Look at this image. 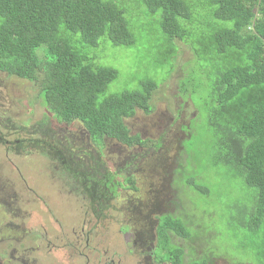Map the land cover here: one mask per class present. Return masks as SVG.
<instances>
[{
	"label": "trees",
	"instance_id": "1",
	"mask_svg": "<svg viewBox=\"0 0 264 264\" xmlns=\"http://www.w3.org/2000/svg\"><path fill=\"white\" fill-rule=\"evenodd\" d=\"M140 29L165 47L162 61L152 66L154 52L148 53L141 69L173 71L175 39L196 55L193 69L203 76L192 73L183 89L206 112L210 164H223L255 189L239 224L258 228L264 220V0H0V71L36 82L52 118L80 122L91 139L137 143L124 119L150 111L158 84L145 76L133 88L121 82L107 92L118 72L104 54L112 47L131 57ZM201 176L188 179L195 184ZM164 228L189 237L176 224ZM166 238L157 242L165 245ZM173 247L168 259L179 251L170 262L182 264V249Z\"/></svg>",
	"mask_w": 264,
	"mask_h": 264
},
{
	"label": "rangeland",
	"instance_id": "2",
	"mask_svg": "<svg viewBox=\"0 0 264 264\" xmlns=\"http://www.w3.org/2000/svg\"><path fill=\"white\" fill-rule=\"evenodd\" d=\"M139 33L141 36L136 35L131 57L125 56L122 49L114 51L111 47V50L108 51L109 54H104V58L108 62L105 64L115 67L118 72L117 79L109 84L107 92L113 90L115 85L121 82L127 84L129 88H133L140 78L145 76H151L158 84V87H154L148 100L150 111L146 113L143 109H137L132 116L124 119L128 135L140 134L143 139H147V147H134L132 152H125V158L130 156L133 160V156L137 155V159H140L139 154L147 152V156L141 160L139 174L153 170L154 163L149 166L148 159L157 158L159 163H164L162 170L166 176L165 180L169 184L165 191L157 193L159 196L156 195L158 204L156 209L153 208L156 211L150 219L153 222L149 231L150 235L153 234L155 219L161 214L162 216L158 217L162 218L163 228L159 227L163 232L166 229L164 224L167 226L176 224L189 235L187 239L175 236V244L183 252L182 264H206L204 262V259H207L206 254L212 264H264V220L258 228L254 226L243 228L239 224L241 213L248 218L245 209H249L253 205L252 199L256 196V191L245 185L240 178L238 179V176L229 173L223 164H210L212 147L209 145V125L206 112L202 111L200 106H195L188 92L183 89V81L189 78L192 73H195L197 77L203 76L198 74L199 69H193L196 55L192 53L187 44L175 39L177 52L174 60L176 68L173 71H171V67L162 70L151 67L141 69L139 63L148 58V53L154 52L152 66L158 61H162L165 47L157 38L153 40L151 34H146V30L140 29ZM2 73L3 76L0 74V130H3V136L6 139H18L24 146L21 149L24 151L14 150L20 146L17 141L11 149V153L7 155L6 161L15 162L18 169L20 168L25 175H32L30 181L33 186L31 192L26 195L27 198L17 202V195L21 193L19 190L24 188L19 183L21 180L12 178V182L18 183V186L12 188L0 176V264H5V260H7V264H52L42 258L43 255L50 253L60 255L56 259L59 264H80L82 258L76 250L69 252L71 251L70 247L61 248V244L66 241L62 240V235L56 230L57 226L66 228L72 236L81 232L85 211L82 210L80 199L70 189L67 177L61 172L57 162L44 157L42 150L31 144L29 136L21 134L19 131V128L24 130L32 126L34 122H38L44 114L50 117L41 103V98L38 97V85L36 82ZM187 90L190 91L189 87ZM157 115L159 116L156 117ZM154 117H156L155 125L150 131L151 136H148L144 130ZM169 118L175 125L166 124ZM13 125L17 131L10 132ZM9 126L12 127L9 128ZM67 130L73 136L76 133L80 140H84L86 137L83 133L86 130L79 122H72ZM176 130L178 134L173 137ZM64 131L65 128H63ZM160 132L165 138L172 137L174 151L169 156L158 154L160 148L153 153L154 143L160 138ZM35 137L38 139L36 144L41 145L37 133H35ZM92 146V153H95V150L97 152V149L103 150L99 144L92 143ZM120 147V144L117 147L111 141H104L102 161L106 170H112L117 166L116 163L121 156ZM3 149H5L4 146ZM3 153L0 147V165L5 160ZM20 154L22 156H19ZM197 155L201 156V162L198 164L195 159ZM146 164L149 167H146ZM2 173L8 174L9 170L1 168L0 175ZM193 173L194 178L197 175V179L202 175L200 180L195 183L196 185L188 179L189 175ZM14 174L15 171H12V175ZM118 174L116 180L123 183L121 179L124 176ZM146 181H150V178L147 177ZM50 186L53 187L51 192ZM55 189L64 192L66 198L60 197ZM37 190L45 195V198L38 195L42 204L38 209L32 207L28 209V226L13 233L11 221L13 212L19 210L26 201L31 203L35 195H32V192L36 193ZM132 192L126 191L127 195L118 197L116 206H120L125 201L128 203L129 200H126L128 196L131 199L129 203L135 206L141 205L138 201L140 200L139 195H143V192L140 191V194ZM44 207L50 208L53 215L51 216L49 210ZM7 209L10 211V220L4 221L7 219ZM94 221L98 226H105L106 222L110 220L106 221L101 216L95 218ZM114 221L111 230H100L103 237V248L107 249L106 257L108 258L107 255H110L109 257L113 258L122 254L121 264H134L135 260L131 256L134 252H138L139 255V248H136L134 252L131 251L135 238L133 229H126L129 231V235L120 233V231L124 232V228L128 225L129 216L119 211ZM2 225H4L3 229ZM40 227L44 228L45 232L39 230ZM128 238L127 243L126 239ZM46 241L53 244L52 248L47 247ZM42 242L44 243L42 244ZM154 242L155 247L156 241ZM72 245H75V242ZM144 247L143 251H146V245ZM153 249L156 255L167 258V256H163L164 249L159 252V245ZM261 250L263 252H259ZM168 252L170 257V249ZM11 253L23 260H14L10 256ZM178 253L179 251H175L170 261L175 259ZM124 256L130 258L125 260ZM63 259L64 261H62Z\"/></svg>",
	"mask_w": 264,
	"mask_h": 264
},
{
	"label": "flooded vegetation",
	"instance_id": "3",
	"mask_svg": "<svg viewBox=\"0 0 264 264\" xmlns=\"http://www.w3.org/2000/svg\"><path fill=\"white\" fill-rule=\"evenodd\" d=\"M2 72L4 71H0V74L3 76ZM193 104L196 106L195 102H193ZM49 116L50 117L46 115L44 122L41 125L38 124V122H34V124L27 129L22 130L19 128V131L21 134L29 136L31 144L33 146L39 147L42 150L44 157H48L52 161L57 162L59 169L67 177L70 189L74 192V195L80 199L82 210L85 211L83 228H81V232L79 234L77 233L76 235L72 236L69 234V231H67L66 228L57 226V232L62 235V240L66 241L61 244V248L67 249L70 247L71 251L69 252H74L76 250L77 254L82 258L80 264H121V258L123 257L122 254H119L113 258H110V255H107L108 258L106 257L107 249L103 248V237L100 233V230H111L112 225L115 222L114 219L116 214L119 211H122L129 216V222L124 228V232L120 231V233L129 235V231L126 229H133L135 238L132 242L133 248L131 251L134 252L136 251V248H139V255L138 252H134L131 256L135 260L134 264H171L170 259H168V251L169 249L174 248L173 246L176 245L175 236L177 235H174L171 230L167 233L161 230V228H163L161 223L162 218L158 217L161 214H159L154 221L155 225L153 234L150 235L149 233L153 223L150 219L155 213L156 210L154 209H156V205L158 204L156 195H158L157 193L161 191H165V188L169 186L168 182L165 180L166 176L162 170L164 163H159L157 158H149V166L151 163H154L153 167L155 168L151 167L153 170H148L145 173L139 174L141 160L147 156V152L139 154L140 159H137V155L133 156V160H131L130 156L125 158L126 153L132 152L134 147H147V139H143L140 134H130V131V136H132V138L135 137L138 140L137 143L122 142L115 138L106 136H103L99 139H91L88 132L85 131L83 133H85L86 137L84 140H80L78 139L79 136L76 133L73 136L71 132H68L67 129L71 123L69 124L57 121L56 119L52 118L51 113H49ZM158 116L159 115L156 117ZM156 117L151 120L149 126L144 130V133L148 134V136H151L150 131L155 125L154 119ZM43 118L44 115L41 116L40 120ZM166 124L175 125V123L171 121V118L167 119ZM63 128H65L64 132ZM35 133H37L40 137L39 139L41 145L39 146L36 144L38 139H36ZM177 134L178 133L176 130L173 137H175ZM105 140L111 141L117 147H119V144L121 145L119 148L121 156L118 158L116 163L117 166L112 170H106L102 161ZM17 141L20 143V140L18 139H6L0 135V147L3 150V156L5 157L4 162L2 161V164L0 165V171L1 168L9 170L8 174L2 173L0 176L12 188L18 186V183L12 182V178H18L21 180L19 183L22 184L24 188L23 190H19L21 193L17 195L16 200L17 202H21L22 199L27 198L26 195L31 192L33 184L30 181V178L32 179V175H25V173L22 172L20 168L18 169L15 162L8 160L6 161L7 155L11 153V149L13 148V145H16L15 143ZM92 143L99 144L103 150L100 151L97 149V152L95 150V153H92ZM3 146L5 149H3ZM23 147V144L20 143V146H17L14 150L20 151ZM159 148L160 151L157 152L158 154H164L166 156L171 155V153L174 151L172 137L165 138L163 137V133L160 132V138H158L154 143L153 153ZM19 156H22V154ZM149 166L146 164V167ZM12 171H15L14 175H12ZM31 173H33V171H31ZM118 173L124 176L121 179L123 180V183H121L119 180H116V175L119 176ZM147 177L150 178V181H146ZM162 180H165V182H162ZM130 181L133 182L131 183ZM49 190L51 192L53 187L50 186ZM55 191L60 197L66 198L64 192L58 189H55ZM126 191H129V193L133 191L136 192V194H140V191H142L143 195H139L140 200L138 201L141 205L135 206L134 204L129 203L131 199L130 196H128L126 197V200H129L128 203L125 201V203L121 204L120 206H116L117 198L122 195H127ZM33 194L35 195L33 196L31 203L26 201V203L23 204L19 210L13 212V216L11 217L13 233L21 231L28 226L27 210L31 209V207L38 209L40 204H42V200L38 195H42L45 198V195L39 190H37L36 193L32 192V195ZM167 198H165V200H167ZM44 208L47 209V207ZM47 210H49L52 216L53 213L50 208ZM9 212L10 211L8 210L7 219L4 221L10 220ZM101 216L105 218L106 221L110 220L109 222H106L107 225L98 226V224L94 221L95 218H100ZM1 228L3 229L4 225H2ZM39 230L45 232L44 228L42 227H40ZM46 233L48 234V232ZM162 235H167V238L165 239V245L159 244L157 242V240ZM128 241L129 238L126 239L127 243ZM154 241H156L155 247ZM44 242H42V244ZM74 242L75 245H72ZM136 242L138 243L136 244ZM46 244L48 248H52L53 244L50 241H46ZM144 245H146V251H143L145 249ZM158 245L165 250L163 256H167V258H162V256H158L155 254V252H153V248H156ZM10 256L14 260H23L22 258H17L12 253ZM59 257V254L54 255L53 253L42 256L43 259H47V262L52 264H59V262L56 261V259ZM205 257L207 258L204 259L206 264H212V262L208 259L207 254ZM124 258L127 260L130 257L124 256ZM5 261V264H7V260ZM62 261H64V259Z\"/></svg>",
	"mask_w": 264,
	"mask_h": 264
},
{
	"label": "clouds",
	"instance_id": "4",
	"mask_svg": "<svg viewBox=\"0 0 264 264\" xmlns=\"http://www.w3.org/2000/svg\"><path fill=\"white\" fill-rule=\"evenodd\" d=\"M16 77V76H15ZM18 78V77H17ZM18 79H21V78H18ZM192 102H194V101H192ZM197 105V104H196ZM198 106V105H197ZM74 122H77V121H74ZM80 123V122H79ZM81 124V123H80ZM82 125V124H81Z\"/></svg>",
	"mask_w": 264,
	"mask_h": 264
}]
</instances>
